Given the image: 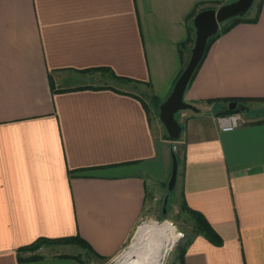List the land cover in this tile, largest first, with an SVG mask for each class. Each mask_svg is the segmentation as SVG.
Wrapping results in <instances>:
<instances>
[{
    "label": "crops",
    "instance_id": "1",
    "mask_svg": "<svg viewBox=\"0 0 264 264\" xmlns=\"http://www.w3.org/2000/svg\"><path fill=\"white\" fill-rule=\"evenodd\" d=\"M227 2L0 0V264H83L68 247L114 258L149 198L169 192L172 151L173 200L202 212L222 244L195 233L168 264H264V0L248 12L256 21L211 43L176 150L153 98L184 69L192 12ZM227 98H255L230 132L217 124ZM70 236L86 245L21 249Z\"/></svg>",
    "mask_w": 264,
    "mask_h": 264
},
{
    "label": "water",
    "instance_id": "2",
    "mask_svg": "<svg viewBox=\"0 0 264 264\" xmlns=\"http://www.w3.org/2000/svg\"><path fill=\"white\" fill-rule=\"evenodd\" d=\"M254 1L255 0H233L222 4L218 8H205L195 15L193 21L195 27V41L191 48L190 57L170 95L159 107V118L172 140H178L183 130L182 124L177 118L178 113L186 109L198 111V108L194 104L187 102L184 97L190 80L204 58L209 39L219 31L222 23L233 17L245 15L252 8ZM229 108L231 110L238 108L243 112H249L250 110L247 104L239 103L235 100L229 103ZM178 168L179 162L177 153L172 151L171 176L168 182L169 192L164 199V213L167 212L170 192L174 190L177 182Z\"/></svg>",
    "mask_w": 264,
    "mask_h": 264
},
{
    "label": "trees",
    "instance_id": "3",
    "mask_svg": "<svg viewBox=\"0 0 264 264\" xmlns=\"http://www.w3.org/2000/svg\"><path fill=\"white\" fill-rule=\"evenodd\" d=\"M203 10V9H202ZM201 10H199V8H196L192 14L190 15V26H189V37L187 38L186 41H184L182 44H180V50H181V54H182V57H183V60H184V65H186L187 63V59L184 58V52L185 50H188V51H191V48L194 44V41H195V27H194V17L195 15ZM249 12V11H248ZM248 12L243 15V16H236V17H233L227 21H225L224 23H222L219 31L213 35L208 43H207V47H206V52H205V55H204V58L206 57L207 55V52L210 48V45L211 43L221 34V33H225L227 31H229L233 26H235L236 24L240 23V22H244V21H248V22H254L257 20V16L254 17V18H250L248 16ZM204 58L202 59V61L200 62L198 68L196 69L192 79L190 80V83L191 81L193 80V78L195 77L200 65L202 64ZM185 67V66H184ZM189 83V84H190ZM154 100L157 101V105H159L160 103V99L156 96L153 97ZM229 103L231 101H238L239 103H243V104H248L250 101L252 100H255V98H227L226 99ZM235 111H241L240 109L236 108L234 110H231L228 106V108H226L225 110H223L220 114L221 115H225V114H229V113H232V112H235ZM170 138V137H169ZM171 139V138H170ZM171 196V194H170ZM170 201L168 202V205H169ZM182 208L184 210H186L187 212H189L190 216L192 217V219L194 220V224H193V227H194V232L193 234L195 233H204L212 242L216 243V244H222V239L220 237V235L217 233V231L214 229V227L211 225V223L207 220V218L204 216V214L202 212H199L197 210H194L192 209L191 207H189L187 204H183ZM191 237H187L184 242L182 243L183 246H186L188 245L190 242H191ZM57 242H63V243H78L82 246H85L86 245V242L80 238L79 236H70V237H65V238H56V239H49V238H40L38 240H36L35 242H33L32 244L30 245H27V246H24L23 248H21L22 250H36L38 249L41 245L45 244V243H57ZM65 256H73V255H65ZM43 256L41 254H33L29 257V259H40L42 258ZM75 257L76 259H78L80 262H82L83 264H86L80 257L78 256H73Z\"/></svg>",
    "mask_w": 264,
    "mask_h": 264
},
{
    "label": "rangeland",
    "instance_id": "4",
    "mask_svg": "<svg viewBox=\"0 0 264 264\" xmlns=\"http://www.w3.org/2000/svg\"><path fill=\"white\" fill-rule=\"evenodd\" d=\"M233 1V0H229ZM223 25V24H222ZM220 25V27L222 26ZM189 58V57H188ZM188 60V59H187ZM150 99V98H149ZM264 105V103H261ZM154 114V112H153ZM178 117V115H177ZM172 199L171 197L169 198V205H167V212H163V206H164V199H165V193L161 194L159 199L154 200L153 197L149 198L148 200V206H149V212H146V215L144 218L139 222L138 226L132 233L131 238L128 240L126 246L122 250L121 253L122 256L118 260L116 264H119L124 258L129 251L132 250L133 245H135L137 241V236H138V231L141 226L145 224H157L160 225L164 222H170L172 225L175 227L176 231L180 234L178 239L175 241V243L170 247L169 251L167 252L165 258L163 259L162 264H168L170 258L177 252V248H179L184 240L187 237H190L193 235L194 232V220L190 216L189 212L181 208L180 202L176 204L175 199L173 200L175 196V191L172 192ZM57 243H49L52 245H57ZM62 243V242H60ZM44 245V244H43ZM64 245V244H63ZM42 246V245H41ZM69 249L67 250H73L76 253H78V257H80L86 264H107L110 260H100L95 258L90 252L85 250V248L82 249H75L74 247H68ZM37 250V249H36Z\"/></svg>",
    "mask_w": 264,
    "mask_h": 264
},
{
    "label": "bare ground",
    "instance_id": "5",
    "mask_svg": "<svg viewBox=\"0 0 264 264\" xmlns=\"http://www.w3.org/2000/svg\"><path fill=\"white\" fill-rule=\"evenodd\" d=\"M179 235L168 221L160 225L145 224L140 227L132 250L119 264H162Z\"/></svg>",
    "mask_w": 264,
    "mask_h": 264
},
{
    "label": "built area",
    "instance_id": "6",
    "mask_svg": "<svg viewBox=\"0 0 264 264\" xmlns=\"http://www.w3.org/2000/svg\"><path fill=\"white\" fill-rule=\"evenodd\" d=\"M248 121L245 112L243 111H235L229 114L220 115L217 117V124L221 131L230 132L235 129L243 126ZM177 149V143L174 141L173 150ZM123 253L118 254L114 258H112L107 264H116L118 260L121 258ZM165 258V257H164Z\"/></svg>",
    "mask_w": 264,
    "mask_h": 264
}]
</instances>
